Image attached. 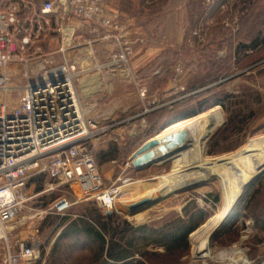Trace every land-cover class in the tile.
Instances as JSON below:
<instances>
[{
  "label": "rangeland",
  "instance_id": "rangeland-1",
  "mask_svg": "<svg viewBox=\"0 0 264 264\" xmlns=\"http://www.w3.org/2000/svg\"><path fill=\"white\" fill-rule=\"evenodd\" d=\"M22 1L0 0V11L17 5L19 20L12 28L14 58L1 70L7 75L9 88L0 89V101L8 107L18 103L28 78L36 79L42 64L73 65L72 86L80 113L98 127L107 126L106 132L88 141L87 147L92 149L105 185L120 186L111 211L131 225H159L182 215L185 207L187 216L192 214L198 225L188 235L186 253L150 257L145 264L264 261V172L247 189L237 216L216 230L219 234L211 239L209 255L197 257L193 254V232L224 207L220 180L206 174L176 189L163 176L172 173L177 156L138 170L129 158L171 119L198 109L201 112L187 119H196L211 109H218L223 116L205 142L204 160L234 154L250 139L264 137V0H102L104 12L118 14L121 29L107 30L89 22L94 26L91 45L84 41V35L76 37V33L62 45L59 33L52 30L54 25L49 30L43 26L37 33L30 19L43 0H24L34 5L30 9L22 7ZM30 27V42L20 49L21 33ZM103 38L106 44L101 42ZM62 46L64 53L59 50ZM67 49L82 54L90 49V53L74 63L72 53L66 55ZM192 165L188 161L180 169ZM50 184L54 189L47 190ZM67 189L46 174L27 179L26 201L0 233V264L6 241L15 244L26 240L35 228L39 258L19 264H96L94 245L73 239L56 242L62 215L51 213L49 208L60 190ZM146 196L157 201L129 215L127 206ZM84 205L103 211L86 201L73 205L65 214L73 216ZM229 249H237L241 257L234 260L231 255H219Z\"/></svg>",
  "mask_w": 264,
  "mask_h": 264
},
{
  "label": "built area",
  "instance_id": "built-area-1",
  "mask_svg": "<svg viewBox=\"0 0 264 264\" xmlns=\"http://www.w3.org/2000/svg\"><path fill=\"white\" fill-rule=\"evenodd\" d=\"M17 5L0 11V89L7 90V75L1 70L14 58L11 43L13 26L18 23ZM39 14H54V30L65 35L62 22L77 17L112 31H119L116 12H104L102 0H43ZM32 19H30L31 21ZM37 20V19H36ZM42 25L34 22L38 33ZM50 24V23H49ZM94 28V26H93ZM32 28L20 36V49L30 42ZM60 52L64 53L62 46ZM122 54V55H121ZM123 59V53H120ZM47 62V61H46ZM261 63L264 65V59ZM73 65L44 66L36 79L24 85V93L14 106L0 101V233L19 213L26 201L25 188L31 176L46 174L59 185L67 186L49 208L62 215L71 206L92 201L104 212L111 211L120 186H106L92 149L87 147L106 132L79 110L72 86ZM27 70L25 73L27 74ZM54 189L52 184L47 190ZM34 234L15 244L6 241L2 264L30 263L39 258V239Z\"/></svg>",
  "mask_w": 264,
  "mask_h": 264
},
{
  "label": "bare ground",
  "instance_id": "bare-ground-1",
  "mask_svg": "<svg viewBox=\"0 0 264 264\" xmlns=\"http://www.w3.org/2000/svg\"><path fill=\"white\" fill-rule=\"evenodd\" d=\"M197 117L193 120H181L170 124L168 127L165 126L155 137L161 139L171 131L180 129L187 132L186 145L180 151L181 157L177 155L172 173L163 176L173 188L189 186L203 179L206 174L214 175L223 186V209L210 217L200 230L192 234L193 254L199 257L209 255L210 242L214 232L220 227L223 228L230 221V218L237 214L236 212L254 177L264 169V137L250 139L243 148L234 154L204 160L205 142L221 124L223 116L218 109H211L208 113L200 114ZM188 161L194 165L181 171L180 168ZM239 253L237 249H229L220 252L219 255L222 258L231 255L232 259L237 260L241 257ZM260 264H264V261Z\"/></svg>",
  "mask_w": 264,
  "mask_h": 264
},
{
  "label": "trees",
  "instance_id": "trees-1",
  "mask_svg": "<svg viewBox=\"0 0 264 264\" xmlns=\"http://www.w3.org/2000/svg\"><path fill=\"white\" fill-rule=\"evenodd\" d=\"M199 112L201 110L198 109L185 117H174L165 126ZM182 212V215L166 219L159 225L143 223L135 226L125 219H119L114 211L107 213L84 205L73 216L70 212L62 214L56 242L73 239L72 242L81 241L89 247L94 245L96 264H145L150 257L181 255L188 251V235L198 225L193 222L192 214L187 216L185 207ZM148 247L161 250L149 251Z\"/></svg>",
  "mask_w": 264,
  "mask_h": 264
},
{
  "label": "water",
  "instance_id": "water-1",
  "mask_svg": "<svg viewBox=\"0 0 264 264\" xmlns=\"http://www.w3.org/2000/svg\"><path fill=\"white\" fill-rule=\"evenodd\" d=\"M211 136V135H210ZM210 138V137H209ZM187 141V132L184 129L177 131H171L170 133L159 137L152 136L144 141L131 155L130 161L134 169H143L156 162L164 161L166 158L177 156L184 148ZM264 172L262 169L253 179L252 182H256L261 174ZM157 200L152 199L150 196H146L139 199L127 206V213L133 215L140 210H143ZM107 213L109 211H106ZM219 232H215L212 239L217 236Z\"/></svg>",
  "mask_w": 264,
  "mask_h": 264
},
{
  "label": "crops",
  "instance_id": "crops-1",
  "mask_svg": "<svg viewBox=\"0 0 264 264\" xmlns=\"http://www.w3.org/2000/svg\"><path fill=\"white\" fill-rule=\"evenodd\" d=\"M21 6L24 7V8H29V9H30V7H33L34 8V5L31 2L24 1V0L22 1ZM38 8L40 9V7H38ZM39 9H38V12H35V13L33 12V16L34 17L32 18V20H35V22L37 21V23H40L41 24L42 23L41 18L42 19L46 18L48 20L47 21L48 22V26H46V28H48V30H49V27H51L52 25H55V17H56V15H54V14H47L45 16H42L41 14H39ZM62 24L65 27V31H66L65 32V35L67 34V36H68L66 38V37L63 36L62 33L61 34L59 33L60 38L63 40L62 41V45L66 44L64 42L65 41L68 42L69 39H71L74 36L75 33L77 35L76 37H78V36L82 37L84 35L85 37H83V38H86V40H84V41L87 42V43H89L90 45H91V42L92 41L93 42L95 41V40L92 39V37H93L94 34L92 32L93 25L91 23L86 22V21H82V20L77 19L75 17H70L66 21L62 22ZM52 30H54V29H52ZM48 34H49L48 32L47 33H44V36L45 37L46 36H49ZM101 42L106 44L105 38H103V40H101ZM106 48L109 49L108 44L106 45ZM89 50L90 49H86V52L84 54H86L87 56H89V53H90ZM82 52H80V50H78L76 53H74V51H71L70 52V53H72V59H73L74 63H77V61L79 59H81V58H83V57L86 56V55L82 54ZM70 53H69V49H67L66 55L69 56ZM110 162H113V161L110 160Z\"/></svg>",
  "mask_w": 264,
  "mask_h": 264
}]
</instances>
